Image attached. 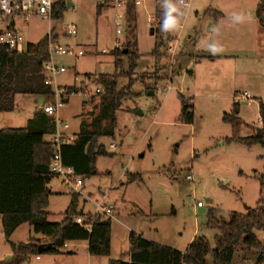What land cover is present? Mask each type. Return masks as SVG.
I'll use <instances>...</instances> for the list:
<instances>
[{"label": "rangeland", "instance_id": "1", "mask_svg": "<svg viewBox=\"0 0 264 264\" xmlns=\"http://www.w3.org/2000/svg\"><path fill=\"white\" fill-rule=\"evenodd\" d=\"M66 1L62 20L32 19L19 25L25 43L38 45L51 33L57 46L84 53L79 58H52L54 66L65 70L53 76L52 88L76 87L79 91L70 95L58 113L50 115L58 123V134L74 139L92 123L102 98L96 94L97 89L102 90L95 82L99 76L121 74L120 90L132 81L133 96L125 98L116 111L113 135L98 142L111 156L99 157L97 174L84 179L76 191L80 194L78 211L84 215H95V203L103 199L114 207L111 255L94 257L87 242H71L61 255H41L40 261L31 257L23 264H108L129 251L131 234L180 253L197 236L206 237L214 248L219 232L206 227L208 212L217 210L219 219L227 222L233 213L246 214L249 208H256L260 198L257 176L264 173V150L241 140L255 136L262 128V0H189L188 13L179 16L168 33L161 32L156 22H148L149 16L155 17V0H138L139 6L127 0L126 7L110 0L102 3L101 13L99 0ZM129 4L134 6L136 53L140 55L135 70L126 59L116 67L113 56L116 41L128 40ZM69 26L75 27V35L68 33ZM160 42L162 55L155 58L151 53ZM180 97L194 106L192 125L179 122ZM235 102L240 105L241 122L234 131L223 122V116L231 113ZM44 104L40 96H16V109L0 113V128H25ZM109 125L103 122L102 130ZM231 138L234 140L226 141ZM111 145L116 150H111ZM133 176L140 179L131 181ZM49 189L53 195L46 210L48 221L59 224L71 192L62 179H54ZM76 220L83 223L84 217ZM255 235L264 242V230L255 231ZM35 237L38 235L25 224L10 241L26 243ZM11 257L10 245L1 236L0 263ZM208 260L211 263L210 257ZM233 264H258V256L248 250L238 251Z\"/></svg>", "mask_w": 264, "mask_h": 264}, {"label": "trees", "instance_id": "2", "mask_svg": "<svg viewBox=\"0 0 264 264\" xmlns=\"http://www.w3.org/2000/svg\"><path fill=\"white\" fill-rule=\"evenodd\" d=\"M155 2L154 23L160 26L163 9L161 0ZM173 2L175 3V0ZM102 8L103 4H99L98 13H101ZM66 9V0L56 1L52 7L51 20H62ZM133 9L134 6L129 4L128 40L123 43L121 49L113 50L116 67H120L122 59H126L131 70L137 68L136 63L140 56L136 53ZM259 16L260 19L264 16V0L259 5ZM260 23L264 27V21L260 20ZM51 36L50 33L38 45L27 43L22 53L0 45V113L13 112L16 109L15 99L18 95L43 97L44 107L53 101L55 89L46 85L43 69L44 64L50 59L48 47ZM55 39L56 37L52 41ZM162 47L163 43H158L151 56L155 58L161 56ZM121 77V74L101 75L95 80L102 87V90L98 89L100 93H96L102 97L99 112L92 123L81 129L74 139L58 134L56 120L44 112V107L35 113L25 128L0 129V216L4 237L12 251V257L0 264H23L31 257L41 258V255L58 256L63 254L61 250L65 245L71 242H87L91 256L110 257L112 218L100 213L84 215L78 211L80 196L78 192L70 191V204L61 223L49 222L46 210L49 207L50 196L53 195L49 185L54 179H62L51 171L57 147L63 167L73 169L75 176L82 180L97 174L96 162L99 157L111 156L98 142L102 137L113 135L116 128V111L120 109L125 98L133 96L130 91L132 81L126 88L119 89ZM63 89L69 96L79 93L76 87ZM180 101L179 122L192 125L194 106L184 97H180ZM239 114L240 105L235 102L231 113L224 114L223 122L231 125L235 131L241 122ZM260 114L262 128L255 136L241 142L248 146L258 144L264 150L263 108ZM105 121L110 125L102 130ZM47 136L53 137V140H45ZM233 140L234 138H231L226 141ZM262 159L264 160V155ZM137 178L139 176H133L131 181ZM257 179L260 183V198L256 208H249L246 214L233 213L227 222L219 219L217 210L212 209L208 212L206 227L219 232L214 239V248L206 237L197 236L185 252L180 253L171 247L131 234L129 251L119 260H109L108 264H233L236 252L242 250L254 252L258 256V264H264V242L259 241L255 235V231L264 230V173L258 175ZM62 184L64 185L63 180ZM79 217H84L81 224L76 222ZM25 224L43 240L29 239L26 243L13 244L10 238ZM41 245H51V248L39 253Z\"/></svg>", "mask_w": 264, "mask_h": 264}, {"label": "built area", "instance_id": "3", "mask_svg": "<svg viewBox=\"0 0 264 264\" xmlns=\"http://www.w3.org/2000/svg\"><path fill=\"white\" fill-rule=\"evenodd\" d=\"M58 0H0V45L8 48L11 51L22 53L27 43H25L24 37L21 34L20 24H27L32 19H44L51 20L52 19V7L55 2ZM110 0H99V3H109ZM118 7L124 5L126 7L127 0H116ZM135 6L141 5V2L138 0H132ZM175 4L179 10V16L185 15L188 13L190 9V1L189 0H175ZM121 16H119L120 18ZM148 22L153 23L154 18L148 17ZM117 27L120 28L119 23H117ZM68 33L70 35H75L76 30L74 26H69ZM117 35H121V30L117 29ZM123 43L119 40L116 41L114 49H121ZM49 56L50 59L48 62L44 64V73L46 75V85L52 86L53 76L59 73H64L63 68H57L52 64V58L54 55L61 56H73L75 58L82 57L84 55L83 52H79L75 54L72 51L66 50L60 46L55 44V41L50 39L49 42ZM53 101L46 104L44 107V112L48 115H53L58 113L59 109L62 107V104L66 103L69 100V95L63 88L57 87L54 90ZM96 93H100V90H96ZM242 100L247 99L245 96H241ZM58 123L56 122V126ZM60 125V123H59ZM64 129H67V125H63ZM58 141V140H57ZM111 150H116L114 145L110 146ZM56 156L51 165V171L54 174L59 175L65 187H67L70 191L76 192L83 186V180L79 177H76L73 169L65 168L61 164V158L59 155V147L56 148ZM188 181H193V178L188 175ZM198 206H201L199 203ZM96 214H103L109 218H113L114 207L106 202L104 199L100 202L95 203ZM81 224V223H80ZM37 260L39 258L37 257Z\"/></svg>", "mask_w": 264, "mask_h": 264}, {"label": "clouds", "instance_id": "4", "mask_svg": "<svg viewBox=\"0 0 264 264\" xmlns=\"http://www.w3.org/2000/svg\"><path fill=\"white\" fill-rule=\"evenodd\" d=\"M161 7L163 9V16L160 30L167 33L174 29L179 16V10L173 0H161ZM233 18L237 21L240 19L239 16H234ZM210 48H214V45H210Z\"/></svg>", "mask_w": 264, "mask_h": 264}, {"label": "crops", "instance_id": "5", "mask_svg": "<svg viewBox=\"0 0 264 264\" xmlns=\"http://www.w3.org/2000/svg\"><path fill=\"white\" fill-rule=\"evenodd\" d=\"M264 28V27H263ZM45 105V104H44ZM43 109V108H42ZM0 129H4V128H0ZM259 130V129H258ZM258 130H257V132H258ZM76 222H77V220H76ZM77 223H80V222H77ZM20 228V227H19ZM18 228V229H19ZM18 229H17V231H18ZM16 231V232H17ZM15 232V233H16ZM3 237L4 236V234H3V228H2V217L0 216V237ZM13 237V236H12ZM12 237L10 238V239H12ZM31 239H33V240H43V238L42 237H40V236H38V237H35V238H31ZM87 246H88V243H87ZM167 247H169V246H167ZM12 252V251H11ZM35 259L37 260V257H35ZM40 259L41 258H39V260H37V261H40Z\"/></svg>", "mask_w": 264, "mask_h": 264}, {"label": "water", "instance_id": "6", "mask_svg": "<svg viewBox=\"0 0 264 264\" xmlns=\"http://www.w3.org/2000/svg\"><path fill=\"white\" fill-rule=\"evenodd\" d=\"M72 4L68 3V7H71ZM261 20L264 21V16L261 17ZM153 29L151 30V34L153 35ZM126 53V51H125ZM89 149V148H88ZM51 248V245H41L39 246V253H43V252H46L47 250H49Z\"/></svg>", "mask_w": 264, "mask_h": 264}]
</instances>
